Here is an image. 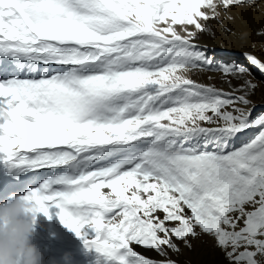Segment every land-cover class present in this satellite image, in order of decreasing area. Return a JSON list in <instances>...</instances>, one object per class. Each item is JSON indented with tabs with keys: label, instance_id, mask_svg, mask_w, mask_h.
I'll return each instance as SVG.
<instances>
[{
	"label": "snow or ice",
	"instance_id": "snow-or-ice-1",
	"mask_svg": "<svg viewBox=\"0 0 264 264\" xmlns=\"http://www.w3.org/2000/svg\"><path fill=\"white\" fill-rule=\"evenodd\" d=\"M240 7L264 0H0V61L15 72L0 75V165L48 170L23 197L45 217L58 209L97 264H178L204 235L226 264H264L257 84L195 44Z\"/></svg>",
	"mask_w": 264,
	"mask_h": 264
},
{
	"label": "rangeland",
	"instance_id": "rangeland-1",
	"mask_svg": "<svg viewBox=\"0 0 264 264\" xmlns=\"http://www.w3.org/2000/svg\"><path fill=\"white\" fill-rule=\"evenodd\" d=\"M229 15L232 18L227 19L222 17V23L215 20L210 21L209 23L211 24L215 36L198 34L195 44L198 49L206 50L209 58L214 61L213 67L218 66L221 62L227 63L237 61L250 68L252 72L251 78H253V82L257 84L254 93L249 96V99L254 105L253 116L255 117L260 113H264V75H261L256 69L252 68L242 54L244 52H249L255 54L261 60H264V36L256 35L259 29L264 28V8H232ZM225 28L231 31H225ZM188 76L199 83L212 84L217 88H223L225 91L230 90L228 84L224 82L219 72L194 70L188 73ZM209 77H211V79H209ZM238 83V81L232 80L233 85ZM256 131V129H250L242 134H238L232 141V145L237 147L242 145V143L253 138ZM58 211L59 210L49 211L48 222H51V220H56L57 222L55 223L54 221V225L51 224L46 227L49 237L53 234L58 235L56 240L54 236H52L51 239L52 242L60 241V244H64L69 239L72 245L67 243L66 246H72L76 250V255H71V257L66 258L60 264H97V254L95 251L86 249L81 238H78L75 233L67 229L63 224H60L61 222L57 216ZM191 243V249L181 245V253L179 255L173 254L172 258L176 259L178 264H226L223 253L214 246L212 238L204 235L199 238H192ZM137 250L143 251L139 248ZM148 254L155 256V253ZM53 256L54 255L49 256L46 259H52ZM44 264H49V262H45Z\"/></svg>",
	"mask_w": 264,
	"mask_h": 264
},
{
	"label": "clouds",
	"instance_id": "clouds-1",
	"mask_svg": "<svg viewBox=\"0 0 264 264\" xmlns=\"http://www.w3.org/2000/svg\"><path fill=\"white\" fill-rule=\"evenodd\" d=\"M35 208L34 202L18 194L0 202V264H44L42 252L31 240Z\"/></svg>",
	"mask_w": 264,
	"mask_h": 264
},
{
	"label": "bare ground",
	"instance_id": "bare-ground-1",
	"mask_svg": "<svg viewBox=\"0 0 264 264\" xmlns=\"http://www.w3.org/2000/svg\"><path fill=\"white\" fill-rule=\"evenodd\" d=\"M202 42V40H201ZM44 171V170H41ZM38 174V173H37ZM39 176V175H38ZM50 210H54V207H50ZM58 210V209H57ZM44 221L48 222V217H45L42 213H37V217H36V222L34 224V231H33V235H32V242L35 243L37 245V247L39 248V250L42 252L43 256L45 253H48V247L52 248V242H50V240L48 238H46L49 233H48V229H43L42 223ZM37 232H43L44 236L47 240V242L45 243V241L43 239H41V237H37L36 235L38 234ZM34 239H40V243L38 244V241H35ZM86 253V252H85ZM83 255V254H82ZM87 257V256H86ZM89 259V258H88ZM85 260V259H84ZM60 264V263H59ZM95 264V263H94Z\"/></svg>",
	"mask_w": 264,
	"mask_h": 264
}]
</instances>
